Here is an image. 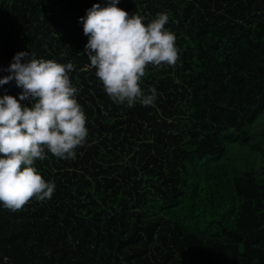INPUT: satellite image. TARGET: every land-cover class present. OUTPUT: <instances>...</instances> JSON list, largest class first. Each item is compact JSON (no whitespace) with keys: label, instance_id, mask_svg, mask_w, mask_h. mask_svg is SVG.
Listing matches in <instances>:
<instances>
[{"label":"trees","instance_id":"obj_1","mask_svg":"<svg viewBox=\"0 0 264 264\" xmlns=\"http://www.w3.org/2000/svg\"><path fill=\"white\" fill-rule=\"evenodd\" d=\"M107 2L0 0V78L21 51L73 63L89 129L75 159L36 162L50 199L0 206V264H264V0H120L176 34V64L142 78L149 107L87 67L79 18Z\"/></svg>","mask_w":264,"mask_h":264},{"label":"clouds","instance_id":"obj_2","mask_svg":"<svg viewBox=\"0 0 264 264\" xmlns=\"http://www.w3.org/2000/svg\"><path fill=\"white\" fill-rule=\"evenodd\" d=\"M119 3L93 4L79 18L88 37L84 49L90 62L87 67L95 69L114 103L154 106L157 89L145 93L140 84L147 66L176 64V34L165 27L167 12H157L145 23V16L129 14ZM74 67L71 62L36 58L32 51H21L3 69L9 74L0 78V86L15 80L22 91L18 97L7 91L0 95V206L16 211L30 198L50 199L55 182L42 176L36 162L46 159L48 153L63 160L75 159L77 148L85 145L87 115L69 77Z\"/></svg>","mask_w":264,"mask_h":264}]
</instances>
